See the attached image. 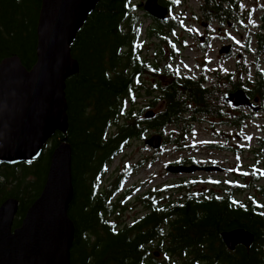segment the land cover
I'll return each instance as SVG.
<instances>
[{
	"label": "trees",
	"instance_id": "obj_1",
	"mask_svg": "<svg viewBox=\"0 0 264 264\" xmlns=\"http://www.w3.org/2000/svg\"><path fill=\"white\" fill-rule=\"evenodd\" d=\"M136 1L101 0L89 16L72 47L79 72L66 82L69 130L56 133L51 148L37 161L0 166V208L9 200L19 203L13 225L14 230L19 229L44 190L53 152L66 143L72 153L74 189L68 211L75 230L70 264H264V205L252 195L246 201L236 199L247 188L232 185L223 194L199 192L198 181H182L137 195L145 212L132 223L124 224L116 217L117 210L139 190L127 186L138 166L125 164L111 173L113 162L150 131L164 137V147L183 150L180 145L193 123L225 116L221 82L228 80L227 90L232 92V79L238 76L236 72L226 76L216 72L215 82L210 84L207 76L182 77L172 70L178 54L174 37L181 27L173 18L153 22L145 15L152 21L146 39L157 44L153 57L144 56L139 16L143 9ZM198 1L201 17L210 25L219 22L247 31L243 23L256 11H247L244 0ZM41 2L0 0V63L18 57L27 70L34 67ZM159 2L170 11L183 3ZM258 11L259 23L247 32L239 63L243 65L239 66L241 74L251 78L243 80L240 75L234 88L264 101V5ZM167 48L171 52L168 58ZM139 98L147 99L148 105L141 106ZM158 105L163 106L162 111L146 118L153 112L147 110ZM245 119L244 114L230 115L223 123L244 127ZM257 142L264 150V137ZM209 148L232 150L217 144ZM194 164V159L175 162L177 166ZM258 193L264 195V182ZM236 229L255 235L250 249L228 250L222 233Z\"/></svg>",
	"mask_w": 264,
	"mask_h": 264
},
{
	"label": "water",
	"instance_id": "obj_2",
	"mask_svg": "<svg viewBox=\"0 0 264 264\" xmlns=\"http://www.w3.org/2000/svg\"><path fill=\"white\" fill-rule=\"evenodd\" d=\"M101 0H42L37 24V62L29 71L18 57L0 63V166L37 161L56 133L69 130L66 82L79 72L72 47ZM154 21L166 22L170 10L159 0L140 5ZM231 46L220 49L229 55ZM235 108L252 107L245 91L225 98ZM258 109H256L257 111ZM154 112L146 114L151 118ZM152 151L163 149L164 137L143 140ZM71 148L63 143L52 155L40 198L14 230L19 203L9 200L0 208V264H70L74 225L68 211L74 198ZM218 167L169 166L171 175L220 172ZM229 251L250 249L255 235L244 229L222 233ZM158 256V253H156Z\"/></svg>",
	"mask_w": 264,
	"mask_h": 264
},
{
	"label": "rangeland",
	"instance_id": "obj_3",
	"mask_svg": "<svg viewBox=\"0 0 264 264\" xmlns=\"http://www.w3.org/2000/svg\"><path fill=\"white\" fill-rule=\"evenodd\" d=\"M145 1L137 0L136 2L137 5H141ZM182 2V5L174 8L169 16L181 26L176 30L174 37L178 43V54L171 63L172 70L182 77L207 76L210 84L215 82L214 74L216 72L223 76L236 72L237 77L241 75L243 80L251 78L241 74V72L243 73L242 68H239V66H243L239 64L243 55L241 48L246 42L247 32L256 23H259L257 20L258 8L264 5V0H244L243 3L247 11L256 9L253 11L252 17H246L243 23L248 27L247 31L239 26H224L219 22L210 25L201 17L200 1L182 0ZM145 15L147 14L144 10L139 12L143 30L141 46L145 49L144 56L153 57L154 45L157 42H148L146 39L152 21ZM251 19L254 21L252 22ZM228 45L232 47L230 54L220 55V49ZM165 53L167 58L171 55L168 48ZM231 54L233 55L232 58H228ZM261 68L264 71V64ZM149 79V77L144 78L145 81H149ZM139 101L141 106L146 107L148 105L147 99L139 98ZM262 102L264 106V101ZM162 109L163 106L158 105L155 110H147V112L158 113ZM242 114L247 117L248 113L240 111L233 115L241 116ZM221 122L220 119L211 117L193 123V127L184 137V145H180L181 148H184L183 150H177L169 145L156 152L147 148L143 141L133 142L126 154L120 159H116L110 166L111 173L125 164L138 166L134 177L127 186L132 191L139 190L134 197L123 204V209L117 210L116 217L119 218V221L130 224L143 216L145 208L139 203L137 195L141 196L147 191L158 190L163 187H173L187 180L198 181L197 189L199 192L211 191L223 194L232 185L247 188L243 189L241 194L236 195V199L246 201L252 195L257 203L264 205V195L258 193V188L262 187L264 182V150L257 142L258 137H264V113H260V111L252 113L249 119H245L244 127L235 129H227L222 126ZM155 134H159V132L150 131L147 137ZM51 142L44 152L51 148ZM210 144L224 145L227 148H232V150L210 149ZM190 159L197 162V164L190 166L218 167L221 171L197 172L191 175H171L167 172L169 166H177L175 162ZM142 160L145 162L140 165ZM257 177L261 179L257 181ZM175 198L177 196L173 197V199ZM160 258L161 261L165 262L164 257Z\"/></svg>",
	"mask_w": 264,
	"mask_h": 264
},
{
	"label": "flooded vegetation",
	"instance_id": "obj_4",
	"mask_svg": "<svg viewBox=\"0 0 264 264\" xmlns=\"http://www.w3.org/2000/svg\"><path fill=\"white\" fill-rule=\"evenodd\" d=\"M171 12V11H170ZM229 81L228 80H226V81H222L221 82V85H222V89H221V91H222V94H224L225 96H224V103H225V105L227 106V108H225V109H221L222 110V112L224 113V117L223 118H221L220 120L222 121L221 122V124H222V126H224L225 128H227V129H235V128H237L236 126H229L228 124H226V122L225 123H223L224 121H227L228 122V120H229V116L230 115H233L234 113H238V112H240V111H245V112H247L248 114H247V117H246V119H249L250 118V116H251V114L252 113H254V112H258V111H260V113H264V106H263V102L261 101V99L260 98H254V97H252L250 94H248L247 92H245L246 94H247V96L250 98V100H251V102L253 103V106L252 107H247V108H235V107H233L232 105H229V104H227L226 102H225V98L226 97H228L229 95H231V94H233V93H235V92H237V91H239V90H241V89H236L235 90V86H237L238 85V77L237 76H235L233 79H232V85H231V87H232V92H229L227 89H229ZM244 91V90H243ZM258 105V107H256ZM256 109H258L257 111H256Z\"/></svg>",
	"mask_w": 264,
	"mask_h": 264
},
{
	"label": "bare ground",
	"instance_id": "obj_5",
	"mask_svg": "<svg viewBox=\"0 0 264 264\" xmlns=\"http://www.w3.org/2000/svg\"><path fill=\"white\" fill-rule=\"evenodd\" d=\"M233 106V105H232Z\"/></svg>",
	"mask_w": 264,
	"mask_h": 264
}]
</instances>
